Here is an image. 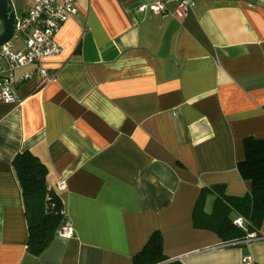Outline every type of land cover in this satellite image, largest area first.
Returning a JSON list of instances; mask_svg holds the SVG:
<instances>
[{"label":"crops","instance_id":"obj_1","mask_svg":"<svg viewBox=\"0 0 264 264\" xmlns=\"http://www.w3.org/2000/svg\"><path fill=\"white\" fill-rule=\"evenodd\" d=\"M10 1L17 15L31 6ZM195 1L178 18L174 3L157 15L138 10L147 0H77L61 52L41 61L56 78L34 76L13 88L15 102L0 101V264H133L156 232L169 261L242 264L248 253L264 264V223L259 239L225 247L195 222L205 193L213 212V187L251 192L238 163L247 137L264 139V2ZM27 150L74 230L39 256L27 250L13 167Z\"/></svg>","mask_w":264,"mask_h":264},{"label":"trees","instance_id":"obj_2","mask_svg":"<svg viewBox=\"0 0 264 264\" xmlns=\"http://www.w3.org/2000/svg\"><path fill=\"white\" fill-rule=\"evenodd\" d=\"M244 150L245 158L238 163V170L241 177L251 183V192L245 196H230L224 185L215 186L217 200L213 212L210 215L204 213L206 193L195 212L196 225L215 230L225 243L241 241L249 233H258L264 223V139L247 137ZM13 167L22 189L28 221L27 250L39 256L68 220L64 204L57 191L48 185V168L32 152L27 150L18 154ZM237 217L248 221V232L235 225ZM133 260V264H183L169 261L165 256L160 232L151 236Z\"/></svg>","mask_w":264,"mask_h":264},{"label":"built area","instance_id":"obj_3","mask_svg":"<svg viewBox=\"0 0 264 264\" xmlns=\"http://www.w3.org/2000/svg\"><path fill=\"white\" fill-rule=\"evenodd\" d=\"M264 2V0H261ZM31 6L23 15H17L15 33L12 39L0 46V101L15 102L13 88L34 76L41 77L44 82L52 81L56 75L49 72L41 65L45 57L56 56L61 52V47L56 36L61 27L71 16L77 15L79 9L77 0H30ZM175 4L173 16L178 18L186 17L193 11L195 0H147L138 8L141 12L150 11L157 15H166L168 5ZM23 41L25 50L16 49L15 42ZM34 64L35 67L23 75L16 76L14 71L22 66ZM5 65V66H4ZM60 190L66 188L65 182L58 184ZM235 225L248 232V221L243 217H237ZM65 238L74 236V230L67 220L58 232ZM257 232L249 233L241 241L225 243V247L244 246L251 241L259 239ZM250 254H245L242 264H253Z\"/></svg>","mask_w":264,"mask_h":264},{"label":"water","instance_id":"obj_4","mask_svg":"<svg viewBox=\"0 0 264 264\" xmlns=\"http://www.w3.org/2000/svg\"><path fill=\"white\" fill-rule=\"evenodd\" d=\"M17 14L10 0H0V19L3 22L4 30L0 34V46L9 42L16 28Z\"/></svg>","mask_w":264,"mask_h":264}]
</instances>
